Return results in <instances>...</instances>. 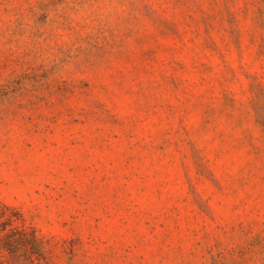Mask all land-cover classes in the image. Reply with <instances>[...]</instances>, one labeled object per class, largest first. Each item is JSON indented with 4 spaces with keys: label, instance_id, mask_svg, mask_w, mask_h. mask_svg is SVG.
I'll return each mask as SVG.
<instances>
[{
    "label": "rangeland",
    "instance_id": "374dc122",
    "mask_svg": "<svg viewBox=\"0 0 264 264\" xmlns=\"http://www.w3.org/2000/svg\"><path fill=\"white\" fill-rule=\"evenodd\" d=\"M0 212L50 264H264V0H0Z\"/></svg>",
    "mask_w": 264,
    "mask_h": 264
},
{
    "label": "trees",
    "instance_id": "16d2710c",
    "mask_svg": "<svg viewBox=\"0 0 264 264\" xmlns=\"http://www.w3.org/2000/svg\"><path fill=\"white\" fill-rule=\"evenodd\" d=\"M13 217L0 212V264H50L35 233L14 226Z\"/></svg>",
    "mask_w": 264,
    "mask_h": 264
}]
</instances>
